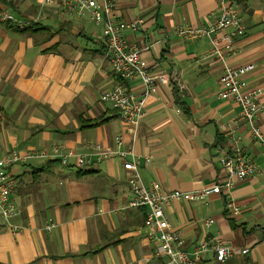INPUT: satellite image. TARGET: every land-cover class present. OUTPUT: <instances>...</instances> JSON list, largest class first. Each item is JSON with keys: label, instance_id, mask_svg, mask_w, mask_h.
I'll return each instance as SVG.
<instances>
[{"label": "crops", "instance_id": "obj_1", "mask_svg": "<svg viewBox=\"0 0 264 264\" xmlns=\"http://www.w3.org/2000/svg\"><path fill=\"white\" fill-rule=\"evenodd\" d=\"M41 1L0 0V9L30 23L18 29L0 22V157L14 148L50 151L55 145L69 157L66 164L49 159L12 167L16 185L10 197L20 210L16 223L25 229L13 235L0 220V264H166L145 236L144 210L127 207L123 160H92L80 170L75 155L88 143L110 146L121 134L138 156L146 186L187 192L226 182L216 153L228 147L226 132L241 138L259 173L203 202L173 201L168 221L187 251L217 236L231 251L225 264H264V150L235 121L237 105L219 98L222 62L202 59L209 42L172 35L176 25L211 24L219 0H112L121 33L142 48L148 73L168 78L147 96L134 140L132 128L101 98L117 84L139 93V81H121L112 73L100 27L66 17L60 5L47 6L36 19ZM229 1L244 32L224 52V62L254 66L245 79L248 88L260 89L262 104L264 0ZM135 19L141 20L138 29L125 27ZM256 123L264 130V112ZM51 224L53 229H44ZM242 249L248 252L242 255ZM201 264L218 263L207 252Z\"/></svg>", "mask_w": 264, "mask_h": 264}, {"label": "built area", "instance_id": "obj_2", "mask_svg": "<svg viewBox=\"0 0 264 264\" xmlns=\"http://www.w3.org/2000/svg\"><path fill=\"white\" fill-rule=\"evenodd\" d=\"M22 0H4L6 3ZM60 5L63 14L68 18L87 19L96 27H100V38L104 47V56L107 59L112 73L122 81L136 79L140 83V92L128 90L120 84L102 95V100L108 103L123 119L124 123L132 128V139L137 135V129L145 116V102L156 84L165 85L168 78L165 75L152 76L148 73L141 61V51L135 45L128 43L121 33L122 27L114 12L112 0H42L38 6L36 19L47 6ZM218 13L214 21L206 27H191L176 25L172 35L181 38L184 42L205 39L209 42V50L202 59L217 58L222 62V71L219 78V93L221 99H229L239 109L235 121L243 124L249 138L255 141L264 150V130L256 123V117L264 112V103L259 102L261 94L258 88H248L245 76L253 70L252 64L230 66L224 62V52H231L234 40L243 35L244 28L238 11L229 0L218 1ZM0 22L11 23L18 29L30 25L29 22L18 19L5 8L0 9ZM141 20L127 22L125 27L130 30L139 28ZM226 31L224 35L219 33ZM232 133V132H231ZM226 132L228 147H218L219 164L224 171L226 182L222 185L196 188L191 191L165 192L157 184L146 186L140 177L139 165L132 145H125L123 136L117 134L110 146L98 143H88L85 151L75 155V167L85 169L92 160L105 161L111 158L123 160V170L129 172L128 186L130 199L128 208L144 210L145 236L150 242L157 244L154 251L156 258H165L166 264H201L202 256L207 252L214 254L218 264H225L231 256L230 248L217 236L209 238L193 247L190 251L183 248V238L178 230L170 226L166 209L173 201L185 200L188 202L206 201L212 194H220L224 189L231 188L236 180H244L259 173V167L248 158L240 144L241 138ZM69 155L62 146L55 145L50 151L29 150L19 152L16 148L0 157V220L1 224L11 233L17 234L25 226L17 224L16 219L20 210L10 197L16 185L12 175V167L32 161L57 159L66 164ZM145 162H150L145 158ZM229 206V205H228ZM235 209V208H234ZM210 220L205 221V226ZM53 224L44 227L49 231ZM247 249H242L245 255Z\"/></svg>", "mask_w": 264, "mask_h": 264}, {"label": "trees", "instance_id": "obj_3", "mask_svg": "<svg viewBox=\"0 0 264 264\" xmlns=\"http://www.w3.org/2000/svg\"><path fill=\"white\" fill-rule=\"evenodd\" d=\"M236 3H241V2H244L245 0H234ZM231 2V1H230ZM6 3V2H5ZM232 3V2H231ZM9 4V3H8ZM119 79V78H118ZM121 80V79H119ZM122 81V80H121Z\"/></svg>", "mask_w": 264, "mask_h": 264}]
</instances>
